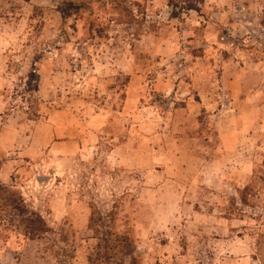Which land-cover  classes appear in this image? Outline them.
Masks as SVG:
<instances>
[{"label":"rangeland","instance_id":"374dc122","mask_svg":"<svg viewBox=\"0 0 264 264\" xmlns=\"http://www.w3.org/2000/svg\"><path fill=\"white\" fill-rule=\"evenodd\" d=\"M245 9L264 23V0H0V264H264V149L246 184L214 164L224 63L264 52L230 32Z\"/></svg>","mask_w":264,"mask_h":264},{"label":"crops","instance_id":"0c3cea01","mask_svg":"<svg viewBox=\"0 0 264 264\" xmlns=\"http://www.w3.org/2000/svg\"><path fill=\"white\" fill-rule=\"evenodd\" d=\"M245 11L247 12L245 13ZM242 16L241 25L230 24L229 29L232 35L238 32H244L245 35L247 33L252 34L257 31V26H259L263 36L261 40L256 39V42L264 47V23L257 24L253 11L245 9ZM231 44L234 43L231 41ZM258 52L240 49L235 44L233 52H230L231 54L224 63L221 75L223 97H226L227 101L222 103L219 110L222 112L227 109L228 118L225 123L217 122L219 143L215 153L217 156L220 155V151L222 153L229 152L232 154L231 156L239 154L237 158H241L243 164L238 170L244 176L245 184L248 183L253 174L255 153L259 149H264V52L262 54ZM203 103L205 104V102ZM50 119L53 122L51 138L49 139L53 140L52 152L75 155V130L71 129L69 122L64 119L63 111H55ZM27 137L30 138L32 135H27ZM59 148H67V151L59 150ZM216 155L213 154L212 156ZM220 158L219 156L218 160H214L215 165ZM176 169L180 171V168L177 167ZM166 172L170 173L168 169ZM233 181L240 183V179L235 180L234 178Z\"/></svg>","mask_w":264,"mask_h":264},{"label":"trees","instance_id":"16d2710c","mask_svg":"<svg viewBox=\"0 0 264 264\" xmlns=\"http://www.w3.org/2000/svg\"><path fill=\"white\" fill-rule=\"evenodd\" d=\"M198 2H203V0H198ZM186 6H185V11H191V10H197L198 9V6L196 4H193L192 2L190 1H186ZM173 6V12H172V15L173 17H178L179 13L177 12V8H176V5L172 4ZM39 225H42L44 228H45V225H46V221L44 220V218L40 216V219L38 221Z\"/></svg>","mask_w":264,"mask_h":264}]
</instances>
